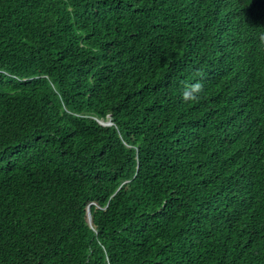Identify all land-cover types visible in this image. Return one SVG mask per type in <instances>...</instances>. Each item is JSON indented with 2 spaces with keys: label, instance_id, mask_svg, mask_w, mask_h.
I'll use <instances>...</instances> for the list:
<instances>
[{
  "label": "trees",
  "instance_id": "obj_1",
  "mask_svg": "<svg viewBox=\"0 0 264 264\" xmlns=\"http://www.w3.org/2000/svg\"><path fill=\"white\" fill-rule=\"evenodd\" d=\"M175 1L0 0V264H108L105 242L110 264H131L178 236L207 264H264V52L229 38L216 88L198 95L171 34L196 0ZM198 127L216 140L194 146ZM136 183V215L160 211L140 223Z\"/></svg>",
  "mask_w": 264,
  "mask_h": 264
},
{
  "label": "clouds",
  "instance_id": "obj_2",
  "mask_svg": "<svg viewBox=\"0 0 264 264\" xmlns=\"http://www.w3.org/2000/svg\"><path fill=\"white\" fill-rule=\"evenodd\" d=\"M123 2L131 7L132 11L137 7H142L145 12L149 10L156 12L158 10L160 12L171 11L176 8L175 0H123ZM183 17L186 23L179 24L176 26L177 30L171 32L172 37L174 36L176 40L177 47L186 52L178 56L176 67L179 72H183V76L187 75V78H189L184 85L198 95L203 89L212 90L213 87L216 88L215 76L223 66L221 55L226 50L229 38H236L251 49L252 47L255 48V44H257L264 52V0H196L187 5L185 4ZM123 19L122 15L117 16L120 26L126 32L136 33V30H139ZM257 25H260L259 33H257ZM258 60L264 65V54L258 56ZM184 98L189 99L190 94L185 93ZM191 100L196 99L192 98ZM97 121L101 125L114 126L117 129L118 136L123 141L120 130L110 114H107L104 118H97ZM198 129L204 132V136L201 135L200 131H197L199 135L194 146H208L216 140L215 135L218 133L208 131L205 127H198ZM158 139H162V137L159 135ZM258 140L264 144V135L261 132L258 133ZM126 146L127 148L137 149V146L133 144H126ZM260 150L263 149L246 145L243 153L252 159L254 155L261 152ZM109 165L111 166V164ZM138 168L139 164L137 162L136 168L127 174L129 177L123 179L119 186L133 180L137 175ZM204 171L200 170L199 176L207 178L206 171ZM99 172L107 173V170ZM101 179H104V175L101 176ZM136 184L135 187L127 191L133 192L130 197V205L134 208V221L136 217L138 223H140L145 216H154L160 214V211L153 205V209L142 211L136 215L138 203H132L144 192V184ZM203 184L206 188L208 182L205 181ZM104 207L102 208L104 209ZM87 224L95 230L92 215H90ZM169 225L170 223H163L158 228V231L160 230L158 234L168 231ZM131 240L132 237L123 235L120 238V246L126 248ZM94 249L105 255L106 262L110 264L106 242L100 247L94 246ZM110 256L113 258L112 252H110ZM131 261V264H207L206 261L195 260L194 253L190 252V249L184 245L179 236L170 242L162 243L160 248L155 251L150 247H146L143 252L132 254L130 257L125 258L123 262ZM236 263L238 262L236 261Z\"/></svg>",
  "mask_w": 264,
  "mask_h": 264
},
{
  "label": "bare ground",
  "instance_id": "obj_3",
  "mask_svg": "<svg viewBox=\"0 0 264 264\" xmlns=\"http://www.w3.org/2000/svg\"><path fill=\"white\" fill-rule=\"evenodd\" d=\"M200 122H201V120H200Z\"/></svg>",
  "mask_w": 264,
  "mask_h": 264
}]
</instances>
